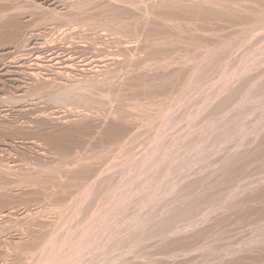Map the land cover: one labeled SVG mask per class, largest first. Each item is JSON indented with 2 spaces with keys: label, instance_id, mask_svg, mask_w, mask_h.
I'll use <instances>...</instances> for the list:
<instances>
[{
  "label": "rangeland",
  "instance_id": "obj_1",
  "mask_svg": "<svg viewBox=\"0 0 264 264\" xmlns=\"http://www.w3.org/2000/svg\"><path fill=\"white\" fill-rule=\"evenodd\" d=\"M124 1L0 0V264H264V0Z\"/></svg>",
  "mask_w": 264,
  "mask_h": 264
},
{
  "label": "bare ground",
  "instance_id": "obj_2",
  "mask_svg": "<svg viewBox=\"0 0 264 264\" xmlns=\"http://www.w3.org/2000/svg\"><path fill=\"white\" fill-rule=\"evenodd\" d=\"M123 1H124V0H123ZM160 1H162V0H160ZM179 1H180V0H179ZM182 1H183V0H182ZM182 1H181V2H182ZM188 1H191V0H188ZM193 1H194V0H193ZM219 1H222V0H219ZM239 1H240V0H239ZM124 2H125V1H124ZM137 2H138V1H137ZM200 2H201V1H200ZM212 2H213V1H212ZM222 2H224V1H222ZM118 3H119V2H118ZM160 3H161V2H160ZM160 3H159V4H160ZM205 3H207V2L205 1ZM157 4H158V3H157ZM163 4H164V3H163ZM184 4H185V3H184ZM77 5H78V4H77ZM142 5H143V4H142ZM144 5H145V4H144ZM234 5H235V4H234ZM186 6H187V5H186ZM235 6H236V5H235ZM84 7H85V6H84ZM138 7H139V6L137 5V8H138ZM164 7H165V6H164ZM185 8H186V7H185ZM137 10H138V9H137ZM145 10H146V9H145ZM226 10H227V7H226ZM147 11H148V10H147ZM221 11H222V10H221ZM258 11H259V10H258ZM150 12H151V11H150ZM150 12H149V13H150ZM261 12H262V11H261ZM180 13H181V11H180ZM197 13H198V12H197ZM197 13H196V14H197ZM80 14H81V13H80ZM145 14H146V13H145ZM173 14H174V13H173ZM151 15H152V14H150V16H151ZM98 16H99V15H98ZM150 16H149V17H150ZM85 18H86V17H85ZM135 18H137V17H135ZM147 19H148V18H147ZM161 19H162V18H161ZM134 20H135V19H134ZM141 20H142V19H141ZM155 20H156V19H155ZM259 20H260V19H259ZM93 21H94V20H93ZM109 21H112V20H109ZM137 21H139V19H137ZM115 22H116V21H115ZM171 22H172V21H171ZM250 22H251V21H250ZM253 22H254V21H253ZM263 22H264V21H263ZM110 23H111V22H110ZM133 23H135V22H133ZM139 23H140V22H138V25H140ZM167 23H168V22H167ZM97 24H98V23H97ZM100 24H101V22H100ZM112 24H114V23H112ZM116 24H117V23H116ZM116 24H115V25H116ZM135 24H136V23H135ZM260 24H262V23H260ZM260 24H259L258 26H260ZM71 25H72V24H71ZM94 25H95V24H94ZM105 25H107V24H105ZM110 25H111V24H110ZM115 25H114V26H115ZM118 25H119V24H118ZM121 25H123V24H121ZM121 25H120V26H121ZM124 25H126V24H124ZM255 25H256V24H255ZM85 26H86V25H85ZM97 26H98V25H97ZM100 26H101V25H99V28H100ZM107 26H109V25H107ZM133 26H134V24H133ZM163 26H164V25H163ZM166 26H167V25H166ZM239 26H240V25H239ZM247 26H248V25H247ZM263 26H264V25H263ZM49 27H50V26H49ZM109 27H110V26H109ZM109 27H108V28H109ZM123 27H124V26H123ZM136 27H137V26H136ZM139 27H140V26H139ZM260 27H262V26H260ZM87 28H88V27H87ZM95 28H98V27H95ZM106 28H107V27H106ZM116 28H118V27H116ZM126 28H127V27H126ZM126 28H125V30H127ZM168 28H169V27H168ZM240 28H241V27H240ZM90 29H91V28H90ZM111 29H112V28H111ZM113 29H114V28H113ZM118 29H119V28H118ZM121 29H122V28H121ZM133 29H134V28H133ZM133 29H132V33H134V32H133ZM140 29H141V28H140ZM244 29H245V28H244ZM248 29H250V28H248ZM103 30H105V29H103ZM108 30H109V29H108ZM108 30H107V31H108ZM114 30H117V29H114ZM119 30H120V29H119ZM123 30H124V28H123ZM123 30H120V31H123ZM136 30H137V28H136ZM179 30H180V29H179ZM182 30H183V29H182ZM253 30H254V29H253ZM258 30H259V29H258ZM76 31H77V30H76ZM127 31H128V30H127ZM134 31H135V30H134ZM255 31H256V30H255ZM261 31H262V30H261ZM261 31H260V32H261ZM104 32L106 33V31H104ZM112 32H113V31H112ZM125 32H126V31H125ZM125 32H124V34H125ZM129 32H131V31H129ZM137 32H138V31H137ZM137 32H136V33H137ZM182 32H183V31H182ZM248 32H249V31H248ZM107 33H108V32H107ZM114 33H116V32L114 31ZM118 33H119V32H118ZM242 33H243V31H242ZM55 34H56V33H55ZM119 34H120V33H119ZM119 34H118V35H119ZM139 34H140V30H139ZM181 34H182V33H181ZM243 34H244V33H243ZM252 34H253V33H252ZM110 35H111V34H110ZM125 35H126V34H125ZM127 35H128V34H127ZM179 35H180V34H179ZM116 36H117V34H116ZM119 36H120V35H119ZM128 36H129V35H128ZM128 36H127V37H128ZM132 36H134V35L132 34ZM136 36H137V34H136ZM114 37H115V36H114ZM251 37H252V35H251ZM122 38H123V37H122ZM129 38H130V37H128V39H129ZM228 38H229V37H228ZM228 38H227V39H228ZM242 38H243V37H242ZM260 38H261V37H260ZM260 38H259V39H260ZM123 39H124V38H123ZM227 39H226V40H227ZM119 40H120V39H119ZM126 40H127V39H126ZM223 40H224V39H223ZM250 40H251V39H250ZM157 41H158V40H157ZM159 41H160V40H159ZM174 41H175V40H174ZM243 41H244V40H243ZM44 42H45V41H44ZM89 42H90V41H89ZM126 42H127V41H126ZM47 43H48V41H47ZM154 43H155V42H154ZM226 43H227V42H226ZM48 44H50V43H48ZM83 44H84V43H83ZM222 44H223V43H222ZM45 45H46V44H45ZM45 45H44V46H45ZM165 45H166V44H165ZM236 45H237V44H236ZM52 46H53V45H52ZM63 46H64V45H63ZM197 46H198V45H197ZM200 46H201V44H200ZM200 46H199V47H200ZM223 46H224V45H223ZM234 46H235V45H234ZM263 46H264V45H263ZM91 47H92V45H91ZM93 47H95V46L93 45ZM178 47H179V46H178ZM57 48H59V47H57ZM156 48H157V47H156ZM197 48H198V47H197ZM202 48H203V47H202ZM205 48H207V47H205ZM40 49H41V48H40ZM49 49H50V48H49ZM66 49H67V48H66ZM90 49H91V48H90ZM115 49H116V48H115ZM139 49H140V48H139ZM160 49H161V48H160ZM186 49H187V48H186ZM200 49H201V48H200ZM203 49H204V48H203ZM88 50H89V49H88ZM211 50H212V49H211ZM262 50H263V49H262ZM41 51H42V50H41ZM205 51H206V49H205ZM209 51H210V49H209ZM209 51H206V53H208V54L211 53V52H209ZM255 51H256V50H255ZM89 52H90V51H89ZM94 52H95V51H94ZM94 52H93V53H94ZM97 52H98V51H97ZM171 52H172V51H171ZM242 52H243V51H242ZM245 52H246V51H245ZM252 52H253V51H252ZM46 53H47L46 55H41L40 53H35V54H33L34 57H31V58H33V59H32V62H34L33 65H34V64H35V66H36V65H40V64H39V59H40L42 56H45V58H46L48 61H50L51 63H53V62L56 63V64L59 65V67H61V68L69 67V66L71 65L70 60L67 59V58L69 57V55H66V54H65V55H60V54L58 53V51L56 52L55 50L50 51V52H46ZM99 53H100V52H99ZM118 53H119V52H118ZM141 53H142V52H141ZM190 53H191V52H190ZM230 53H231V52H230ZM263 53H264V52H263ZM20 54H21V53H20ZM20 54H19V55H20ZM24 54H25V53H24ZM86 54H87V53H86ZM86 54H85V55H86ZM88 54H89V53H88ZM94 54H95V53H94ZM100 54H101V53H100ZM110 54H111V53H110ZM139 54H140V53H139ZM193 54H194V53H193ZM211 54H212V53H211ZM231 54H232V53H231ZM21 55H22V54H21ZM77 55H78V54H77ZM218 55H219V54H218ZM242 55H243V54H242ZM74 56H75V55H74ZM165 56H166V55H165ZM209 56H210V55H209ZM236 56H237V55H236ZM90 57H91V56H90ZM94 57H95V56H94ZM98 57H99V56H98ZM100 57H101V56H100ZM100 57H99V58H100ZM114 57H115V56H114ZM153 57H154V56H153ZM202 57H203V56H202ZM212 57H213V56H212ZM12 58H13V57H12ZM12 58H11V59H12ZM14 58H15V57H14ZM24 58H25V56H24ZM73 58H74V57H73ZM82 58H83V57H82ZM92 58H93V57H92ZM170 58H171V57H170ZM210 58H211V57H210ZM241 58H242V57H241ZM26 59H27V58H26ZM42 59H43V58H42ZM85 59H86V58H85ZM89 59H90V58H89ZM95 59H96V58H95ZM95 59H94L93 61L96 62L97 60H95ZM102 59H104V58H102ZM102 59H101V60H102ZM106 59H107V58H106ZM106 59H105V60H106ZM30 60H31V59H30ZM101 60H100V61H101ZM105 60H104V61H105ZM167 60H169V59H167ZM196 60H198V59H196ZM200 60H201V58H200ZM200 60H199V62H200ZM23 61H24V60H23ZM25 61H26V60H25ZM74 61H75V60H74ZM79 61H80V60H79ZM146 61H147V60H146ZM151 61H152V60H151ZM172 61H173V60H172ZM209 61H210V60H209ZM244 61H245V60H244ZM30 62H31V61H30ZM32 62H31V63H32ZM88 62H89V61H86V60H85V62L83 61V63H88ZM95 62H94V64H95ZM102 62H103V61H102ZM121 62H122V61H121ZM131 62H132V61H131ZM211 62H212V61H211ZM228 62H229V61H228ZM242 62H243V61H242ZM19 63H20V62H19ZM31 63H30V64H31ZM42 63H43V62H42ZM76 63H79V62H76ZM83 63H82V65H84ZM89 63H90V62H89ZM99 63H100V62H99ZM103 63H104V62H103ZM191 63H192V62H191ZM43 64H44V63H43ZM47 64H48V63H47ZM73 64H74V63H73ZM91 64H92V63H91ZM94 64H93V65H94ZM107 64H108V61H107ZM179 64H180V63H179ZM188 64H189V63H188ZM197 64H198V63H197ZM197 64H196V65H197ZM223 64H224V63H223ZM31 65H32V64H31ZM33 65H32V66H33ZM41 65H42V64H41ZM60 65H61V66H60ZM98 65H99V64H98ZM104 65H105V64H104ZM156 65H157V64H156ZM160 65H161V64H160ZM182 65H183V63H182ZM200 65H202V63H201ZM224 65H225V64H224ZM239 65H240V64H239ZM261 65H263V64H261ZM29 66H30V65H29ZM29 66H28V67H29ZM79 66H80V65H79ZM79 66H78V68H79ZM90 66H91V65H90ZM90 66H89V67H90ZM106 66H107V65H106ZM146 66H147V65H146ZM30 67H31V66H30ZM33 67H34V66H33ZM39 67H40V66H39ZM73 67H74V66H73ZM73 67H72V68H73ZM89 67H87V68H89ZM94 67H95V66H94ZM99 67H100V66H99ZM101 67H102V66H101ZM155 67H156V66H155ZM172 67H173V66H172ZM70 68H71V67H70ZM70 68H69V69H70ZM108 68H109V67H108ZM141 68H142V67H141ZM165 68H167V67H165ZM204 68H205V67H204ZM233 68H234V67H233ZM73 69H74V68H73ZM102 69H104V68H102ZM105 69L107 70V68H105ZM105 69H104V70H105ZM112 69H113V67H112ZM112 69H111V70H112ZM139 69H140V68H139ZM139 69H138V70H139ZM150 69H151V68H150ZM156 69H157V68H156ZM158 69H159V68H158ZM163 69H164V68H163ZM189 69H190V68H189ZM210 69H211V68H210ZM79 70H80V69H79ZM86 70H87V69H86ZM90 70H91V69H90ZM93 70H95V68H94ZM96 70H97V69H96ZM120 70H121V69H120ZM148 70H149V69H148ZM211 70H212V69H211ZM33 71H34V70H32V71L30 70V73H31L32 75L34 74ZM60 71H61V70H60ZM60 71H59V72H60ZM63 71H65V70H63ZM101 71H102V70H101ZM121 71H122V70H121ZM167 71H168V70H167ZM193 71H195V70H193ZM79 72H80V71H79ZM91 72H92V71H91ZM115 72L117 73L118 71L115 70ZM122 72H123V71H122ZM126 72H127V71H126ZM188 72H189V71H188ZM81 73H82V72H81ZM86 73H87V72H86ZM88 73H89V72H88ZM99 73H100V72H99ZM99 73H97L96 76H98ZM67 74H68V73H67ZM100 74H101V73H100ZM117 74H118V73H117ZM194 74H195V73H194ZM201 74H202V73H201ZM228 74H229V73H228ZM91 75H92V74H91ZM103 75H105L104 72H103ZM120 75L122 76V73H121ZM189 75H190V74H189ZM263 75H264V74H263ZM263 75H262V76H263ZM92 76H93V75H92ZM92 76H90V77H92ZM101 76H102V75H101ZM101 76H100V77H101ZM106 76H107V75H106ZM111 76H113V75H111ZM194 76H195V75H194ZM262 76H261L260 78H262ZM58 77H59V76H58ZM78 77H79V76H78ZM93 77H94V76H93ZM104 77H105V76H104ZM118 77H119V75H118ZM203 77H204V75H203ZM227 77H228V76H227ZM106 78H107V77H106ZM112 78H113V77H112ZM112 78H111V79H112ZM116 78H117V77H116ZM199 78H200V77H199ZM223 78H224V77H223ZM230 78H231V77H230ZM101 79H103V77H102ZM111 79H108V80H111ZM114 79H115V78H114ZM169 79H170V78H169ZM189 79H190V78H189ZM194 79H195V78H194ZM217 79H218V78H217ZM250 79H251V78H250ZM72 80H73V79H72ZM82 80H83V79H82ZM92 80H94V79H92ZM95 80H97V79L95 78ZM120 80H123V79H120ZM147 80H148V79H147ZM163 80H164V79H163ZM198 80H201V79H198ZM218 80H219V79H218ZM59 81H60V80H59ZM75 81H76V80H75ZM78 81H79V80H78ZM100 81H101V80H100ZM100 81L97 80V82L101 83ZM105 81H107V80H105ZM123 81H124V80H123ZM186 81H187V80H186ZM188 81H190V80H188ZM193 81H194V80H193ZM205 81H207V80H205ZM226 81H228V80H226ZM84 82H85V81H84ZM84 82H82V83H84ZM90 82L93 83L92 81H90ZM97 82H96V83H97ZM111 82H112V81H111ZM53 83H54V82H53ZM71 83H72V82H71ZM76 83H77V82H76ZM104 83H105V82H104ZM108 83H109V82H108ZM117 83H118V82H117ZM161 83H162V82H161ZM164 83H165V82H164ZM187 83H188V82H187ZM230 83H231V82H230ZM72 84H73V83H72ZM80 84H81V83H80ZM80 84L78 83V84H77V87H78V85H80ZM84 84H85V83H84ZM105 84H106V83H105ZM105 84H104V85H105ZM121 84H122V83H121ZM189 84H190V83H189ZM189 84H187V85H189ZM206 84H207V83H206ZM222 84H223V83H222ZM231 84H232V83H231ZM252 84H253V83H252ZM69 85H70V84H69ZM86 85H87V82H86ZM94 85H95V84H94ZM94 85L92 84V86H94ZM104 85L102 84V86H104ZM109 85H110V84H109ZM182 85H183V84H182ZM185 85H186V84H185ZM262 85H263V84H262ZM64 86H65V85H64ZM90 86H91V85H90ZM99 86H100V85H99ZM102 86H100V88H101ZM112 86H113V85H112ZM199 86H200V85H199ZM205 86H206V85H205ZM224 86H225V84L223 85V88H224ZM249 86H250V85H249ZM58 87H59V85H58ZM58 87H57V89H58ZM67 87H68V86H67ZM72 87H73V86H72ZM82 87H83V86H82ZM85 87H86V86H85ZM87 87H89V85H88ZM95 87H96V86H95ZM95 87H93V88H95ZM109 87H110V86H109ZM109 87H108L107 89H109ZM113 87H114V86H113ZM115 87L117 88V86H115ZM118 87H120V86H118ZM189 87L191 88V85H190ZM201 87H202V86H201ZM203 87H204V86H203ZM254 87H255V86H254ZM254 87H253V88H254ZM60 88L62 89V87H60ZM70 88H71V87H70ZM70 88H69V89H70ZM73 88H74V87H73ZM79 88H80V87H79ZM91 88H92V87H91ZM93 88H92V89H93ZM96 88H98V87H96ZM100 88H99V89H100ZM103 88H104V87H103ZM111 88H112V87H111ZM116 88H115V89H116ZM185 88L187 89V86H186ZM185 88H184V89H185ZM246 88H247V87H246ZM263 88H264V87H263ZM67 89H68V88H67ZM67 89H66V90H67ZM88 89H89V88H88ZM88 89H87V90H88ZM147 89H148V87H147ZM200 89H201V88H200ZM206 89H207V88H206ZM221 89H222V88H221ZM224 89H225V88H224ZM62 90L65 91V89H62ZM73 90L76 91L75 88H74ZM81 90H82V92H86V89H84L85 91H83V89H81ZM97 90H98V89H97ZM97 90H96V91H97ZM101 90H102V89H101ZM117 90H118V89H117ZM187 90H188V89H187ZM203 90H205V89H203ZM222 90H223V89H222ZM240 90H242V89H240ZM53 91H54V90H53ZM68 91H70V90H68ZM75 91H74V92H75ZM94 91H95V90H94ZM102 91H103V90H102ZM120 91H121V90H120ZM201 91H202V90H201ZM223 91H224V90H223ZM71 92H73V91L71 90ZM78 92H80V91H78ZM88 92H89V91H88ZM91 92H92V91H91ZM109 92H110V91H109ZM111 92H112V90H111ZM113 92H115V91H113ZM117 92H119V91H117ZM148 92H149V91H148ZM193 92H195V91H193ZM196 92H197V91H196ZM203 92H204V91H203ZM203 92H202V93H203ZM214 92H215V91H214ZM241 92H242V91H241ZM251 92H252V91H251ZM53 93H54V92H53ZM53 93H52V94H53ZM58 93H59V97H60V92L58 91ZM62 93H63V92H62ZM62 93H61V96H63ZM68 93H69V92H68ZM89 93H90V92H89ZM93 93H94V92H93ZM95 93H96V92H95ZM98 93L100 94V91H99V90H98ZM106 93H108V91H107ZM115 93H116V92H115ZM119 93H120V92H119ZM123 93H124L123 95H125V92H123ZM212 93H213V91H212ZM220 93H221V91H220ZM222 93H223V92H222ZM54 94H55V93H54ZM54 94H53V96H54ZM56 94H57V93H56ZM80 94H81V93H79V95H80ZM86 94H87V92H86ZM96 94H97V93H96ZM109 94H110V93H109ZM208 94H209V93H208ZM223 94H224V93H223ZM225 94H226V93H225ZM57 95H58V94H57ZM57 95H56V96H57ZM67 95H68V94H67ZM67 95H66V96H67ZM69 95H70V94H69ZM69 95H68V96H69ZM79 95H78L77 92H76V95H73V96H79ZM94 95H95V94H94ZM100 95H102V92H101ZM204 95H205V94H204ZM204 95H203V96H204ZM212 95H213V94H212ZM236 95H237V94H236ZM70 96L72 97V99H74L72 95H70ZM70 96H69V97H70ZM80 96L83 97L82 94H81ZM91 96H92V95H91ZM91 96H90V98H91ZM97 96H98V95H97ZM102 96H105V95H102ZM102 96H100V97H102ZM107 96H108V94H107ZM115 96H117V95L115 94ZM118 96H119V95H118ZM141 96H142V95H141ZM161 96H162V95H161ZM210 96H211V94H209V97H210ZM226 96H227V95H226ZM84 97H85V94H84ZM88 97H89V96H88ZM109 97H110V96H109ZM109 97H106V98L109 99V102H110V100H111V103H113V102H112V99L109 98ZM111 97L114 99L113 95H112ZM119 97H120V96H119ZM119 97H118V98H119ZM121 97H122V95H121ZM125 97H126V96H125ZM242 97H243V96H242ZM245 97H246V95H245ZM49 98H50V97H49ZM62 98H63V97H62ZM75 98H76V97H75ZM90 98H89V100H87V99H86V100H87V101H90ZM93 98H95V97H93ZM98 98H99V97H98ZM123 98H124V97H123ZM136 98H137V97H136ZM156 98H157V97H156ZM162 98H163V97H162ZM216 98H217V97H216ZM248 98H249V97H248ZM252 98H253V97H252ZM54 99H55V98H54ZM54 99H53V100H54ZM63 99H64V98H63ZM68 99H70V98H68ZM124 99H125V98H124ZM124 99L122 100V102L124 101ZM180 99H181V98H180ZM231 99H232V96H231ZM236 99H237V98H236ZM240 99H241V98H240ZM250 99H251V98H250ZM250 99H249V100H250ZM61 100H62V99H61ZM64 100L67 101L66 99H64ZM64 100H63V101H64ZM80 100H82V99H80ZM98 100H100V99H98ZM104 100H105V99H104ZM104 100H103V101H104ZM116 100H117V99H116ZM119 100H121V99L119 98ZM54 101H55V100H54ZM58 101H59V100H58ZM63 101H62V102H63ZM65 101H64V102H65ZM78 101H79V100H78ZM101 101H102V100H101ZM235 101H236V100H235ZM253 101H254V100H253ZM59 102H60V101H59ZM69 102H70V100H69ZM69 102H68V103H69ZM74 102H75V101H74ZM84 102H85V98H84ZM84 102H83V103H84ZM109 102H108V103H109ZM117 102H118V100H117ZM120 102H121V101H120ZM151 102H152V101H151ZM240 102H241V101H240ZM246 102H247V101H246ZM251 102H252V101H251ZM55 103L57 104V102H55ZM60 103H61V102H60ZM91 103L93 104L92 101H91ZM98 103H99V101H98ZM106 103H107V102H106ZM106 103H104V105H105ZM123 103H124V102H123ZM133 103H134V102H133ZM141 103H142V102H141ZM71 104H72V103H71ZM74 104H75V103H74ZM77 104H78V103H77ZM80 104H81V103H80ZM87 104H88V103H87ZM95 104H96V103H95ZM101 104H102V102H101ZM148 104H149V103H148ZM156 104H157V103H156ZM162 104H163V103H162ZM193 104H194V103H193ZM200 104H201V103H200ZM205 104H206V103H205ZM236 104H237V103H236ZM236 104H235V105H236ZM249 104H250V103H249ZM251 104H252V103H251ZM254 104H255V102H254ZM58 105H59V104H58ZM66 105H67V104H66ZM88 105H89V104H88ZM104 105H103V106H104ZM109 105H110V104H109ZM119 105H120V104H119ZM122 105H123V104H122ZM238 105H239V104H238ZM241 105H242V103L240 104V106H241ZM244 105H245V104H244ZM76 106H77V105H76ZM76 106H75V107H76ZM78 106H79V104H78ZM80 106H81V105H80ZM80 106H79V107H80ZM84 106H85V103H84ZM94 106H95V105H94ZM94 106H93V107H94ZM103 106H102V107H103ZM105 106H106V105H105ZM152 106H153V105H152ZM256 106H257V105H256ZM88 107H91V105H89ZM88 107H87V108H88ZM98 107H100V105H98ZM102 107H101V108H102ZM106 107H107V106H106ZM146 107H147V106H146ZM161 107H162V106H161ZM241 107H242V106H241ZM244 107H245V106H244ZM65 108H66V107H65ZM83 108H84V107H83ZM87 108H86V109H87ZM112 108H113V107H112ZM115 108H116V107H115ZM129 108H130V107H129ZM132 108H133V107H132ZM152 108H153V107H152ZM62 109H63V108H62ZM72 109H73V108H72ZM77 109H78V108H77ZM90 109H91V108H90ZM95 109H96V108H95ZM95 109H94V110H95ZM99 109H100V108H99ZM193 109H194V108H193ZM205 109H206V108H205ZM257 109H258V108H257ZM257 109H256V110H257ZM261 109H262V108H261ZM73 110H74V109H73ZM104 110H105V112L107 111L106 109H104ZM118 110H119V109H118ZM120 110H121V109H120ZM168 110H171V109H167V111H168ZM174 110H175V109H174ZM203 110H204V109H203ZM226 110H227V109H226ZM57 111H58V110H57ZM62 111H63V110H62ZM165 111H166V110H165ZM196 111H197V110H196ZM198 111H199V110H198ZM223 111H224V110H223ZM261 111H262V110H261ZM70 112H71V111H70ZM74 112H75V111H74ZM74 112H71V113H74ZM78 112H79V111H78ZM82 112H83V111H82ZM117 112H118V111H117ZM120 112H121V111H120ZM123 112H124V111H122V113H123ZM127 112H128V111H127ZM160 112H162V111H160ZM62 113H63V112H62ZM80 113H81V112H80ZM87 113H88V112H87ZM93 113H96V112H93ZM93 113H92V114H93ZM101 113H102V111H101ZM115 113H116V112H115ZM162 113H163V112H162ZM215 113H216V112H215ZM241 113H242V112H241ZM78 114H79V113H78ZM88 114H89V113H88ZM88 114L86 115V117L88 116ZM96 114H97V113H96ZM108 114H109V113H108ZM166 114H167V113H166ZM169 114L171 115L170 111H169ZM238 114H239V113H238ZM89 115H91V114H89ZM157 115H159V114H157ZM161 115H162V114H161ZM164 115H165V114H164ZM170 115H169V116H170ZM174 115H175V114H174ZM137 116H138V115H137ZM211 116H212V115H211ZM248 116H249V115H248ZM159 117H160V115H159ZM197 117H198V116H197ZM110 118H111V117H110ZM121 118H122V117H121ZM130 118H131V117H130ZM164 118H165V117H164ZM175 118H176V117H175ZM211 118H212V117H211ZM160 119H162V116L160 117ZM160 119L158 118V120H160ZM168 119H170V118H167V119L165 118V121L167 120V122H168ZM207 119H208V118H207ZM189 120H190V119H189ZM227 120H228V119H227ZM139 121H140V120H139ZM153 121H154V120H153ZM162 121H164V120H162ZM212 121H213V118H212ZM125 122H126V121H125ZM189 122H190V121H189ZM209 122H210V121H209ZM155 123H157V121H155ZM158 123H159V121H158ZM213 123H214V122H213ZM153 124H154V123H153ZM161 124H162V123H161ZM164 124H165V122H164ZM168 124H170V123H168ZM150 125H152V124H150ZM193 125H194V124H193ZM193 125H192V126H193ZM216 125H217V124H216ZM159 126H161V125H159ZM167 126H168V125L166 124V127H167ZM171 126H172V125H171ZM184 126H185V125H184ZM162 127H163V126H162ZM166 127H165V129H166ZM239 127H240V126H239ZM163 128H164V127H163ZM169 128H170V125H169ZM142 129H143V128H142ZM160 129H161V128H160ZM167 129H168V128H167ZM182 129H183V128H182ZM182 129H181V130H182ZM189 129H190V128H189ZM254 129H255V128H254ZM160 131H161V130H160ZM162 131H163V130H162ZM162 131H161V135H162V133H163ZM183 131H184V130H183ZM253 131H254V130H253ZM140 132H141V131H140ZM140 132H139V133H140ZM158 132H159V130H158ZM165 132H166V131H165ZM165 132H164V133H165ZM256 132H257V131H256ZM131 133H132V132H131ZM133 133H134V132H133ZM146 133H147V132H146ZM189 133H190V132H189ZM159 134H160V133H159ZM159 134H158V135H159ZM255 134H257V133H255ZM134 135H135V134H134ZM140 135H141V134H140ZM201 135H202V134H201ZM223 135H224V134H223ZM257 135H258V134H257ZM150 136H151V135H150ZM159 136H160V135H159ZM185 136H186V135H185ZM144 137H145V136H144ZM151 137H152V136H151ZM169 137H170V136H169ZM180 137H181V136H180ZM247 137H248V136H247ZM257 137H258V136H257ZM145 138H146V137H145ZM156 138H157V137H156ZM191 138H192V137H191ZM210 138H211V137H210ZM260 138H261V137H260ZM148 139H149V138H148ZM150 139H151V138H150ZM157 139H158V138H157ZM162 139H163V138H162ZM162 139H160V140H162ZM188 139H189V138H188ZM199 139H200V138H199ZM220 139H221V137H220ZM232 139H233V137H232ZM170 140H171V139H170ZM182 140H183V139H182ZM233 140H234V139H233ZM173 141H174V140H173ZM200 141H201V140H200ZM227 141H228V140H227ZM238 141H239V140H238ZM120 142H121V141H120ZM122 142H123V141H122ZM128 142H129V141H128ZM146 142H147V141H146ZM160 142L162 143V141H160ZM124 143H125V142H124ZM156 143H157V141H156L154 144H156ZM182 143H184V142L181 141V144H182ZM189 143H190V142H189ZM192 143H193V142H192ZM192 143H190V144H192ZM198 143H200V142H198ZM201 143H202V142H201ZM261 143H262V142H261ZM118 144H119V143H118ZM146 144H147V143H146ZM158 144H159V143H158ZM174 144H175V143H174ZM236 144H237V143H236ZM121 145H122V144H121ZM123 145H124V144H123ZM152 145H153V144H152ZM152 145H151V146H152ZM156 145H157V144H156ZM186 145H187V144H186ZM186 145H185V146H186ZM192 145H193V144H192ZM145 146H146V145H145ZM185 146H184V147H185ZM196 146H197V145H196ZM198 146H199V145H198ZM201 146H202V145H201ZM122 147H124V146H122ZM148 147H149V146H148ZM155 147H156V146H155ZM157 147H159V146H157ZM194 147H195V146H194ZM207 147H208V146H207ZM107 148H108V147H107ZM119 148H120V147H119ZM139 148H140V147H139ZM152 148H154V147H152ZM152 148H151V149H152ZM165 148H166V147H165ZM165 148H164V149H165ZM188 148H189V147H188ZM197 148H198V147H197ZM197 148H195V149H197ZM147 149H148V148H147ZM164 149H163V150H164ZM193 149H194V148H193ZM195 149H194V150H195ZM202 149H203V148H202ZM217 149H218V148H217ZM109 150H110V149H109ZM137 150H138V149H137ZM171 150H173V149H171ZM178 150H179V149H178ZM184 150H186V149H184ZM209 150H210V149H209ZM99 151H100V150H99ZM123 151H124V150H123ZM139 151H140V150H139ZM146 151H147V150H146ZM150 151H151V150H150ZM160 151H161V150H160ZM160 151H159V152H160ZM164 151H165V150H164ZM181 151H183V150H181ZM191 151H192V150H191ZM204 151H205V150H204ZM207 151H208V150H207ZM236 151H237V150H236ZM177 152H178V151H177ZM194 152H195V151H194ZM194 152H192V153H194ZM202 152H203V151H202ZM108 153H109V152H108ZM125 153H126V152H125ZM163 153H166V152H163ZM169 153H170V152H168V154H169ZM225 153H226V152H225ZM142 154H143V153H142ZM171 154H172V152H171ZM180 154H181V153H180ZM186 154H187V153H186ZM195 154H196V153H195ZM200 154H201V153H200ZM82 155H83V154H82ZM174 155H175V153H174ZM187 155H188V154H187ZM189 155H190V154H189ZM224 155H225V154H224ZM129 156H130V155H129ZM143 156H145V154H144ZM151 156H152V155H151ZM167 156H168V155H167ZM171 156H172V155H171ZM171 156H170V157H171ZM176 156H177V155H176ZM176 156H174V157L176 158ZM178 156H179V154H178ZM183 156H184V155H183ZM225 156H226V155H225ZM63 157H64V156H63ZM137 157H138V156H137ZM141 157H142V156H141ZM148 157H149V156H148ZM160 157H161V155H160ZM164 157H165V156H164ZM180 157H181V156H180ZM79 158H80V157H79ZM143 158H144V157H143ZM146 158H147V157H146ZM149 158H151V157H149ZM153 158H154V157H153ZM166 158H169V157H166ZM178 158H179V157H178ZM206 158H207V157H206ZM5 159H6V158H5ZM65 159H66V158H65ZM82 159H83V158H82ZM169 159H170V158H169ZM183 159H184V158H183ZM94 160H95V159H94ZM139 160H140V159H139ZM139 160H138V161H139ZM147 160H149V159H147ZM154 160H155V159H154ZM172 160H173V159H172ZM172 160H171V161H172ZM177 160H178V159H177ZM187 160H188V158H187ZM12 161H13V160H12ZM62 161H63V160H62ZM136 161H137V159H136ZM201 161H202V160H201ZM2 162H3V161H2ZM141 162H142V161H141ZM152 162H153V161H152ZM169 162H170V161H169ZM186 162H187V161H186ZM5 163H6V162H5ZM77 163H78V162H77ZM139 163H140V162H139ZM145 163H146V162H145ZM147 163H148V161H147ZM183 163H184V162H183ZM16 164H17V163H16ZM143 164H144V163H143ZM148 164H149V163H148ZM4 165H5V164H4ZM109 165H110V164H109ZM144 165H145V164H144ZM2 166H3V164H2ZM2 166H1V167H2ZM7 166H9V165H6L5 167H7ZM104 166H105V165H104ZM130 166H131V164H130ZM142 166H143V165H142ZM166 166H167V165H166ZM222 166H223V165H222ZM10 167H11V164H10ZM10 167H7L6 169H8V168H10ZM71 167H72V166H71ZM125 167H126V166H125ZM131 167H133V166H131ZM131 167H130V168H131ZM2 168L4 169V166H3ZM46 168H47V167H46ZM51 168H52V167H51ZM218 168H219V167H218ZM10 169H12V168H10ZM15 169H17V168H15ZM37 169H38V168H37ZM57 169H58V168H57ZM124 169H125V168H124ZM146 169H147V168H146ZM215 169H216V168H215ZM219 169H220V168H219ZM225 169H226V168H225ZM233 169H234V168H233ZM0 170H1V169H0ZM4 170H5V169H4ZM8 170H9V169H8ZM8 170H7V171H8ZM135 170H136V169H135ZM141 170H143V168H142ZM161 170H162V168H161ZM161 170H160V171H161ZM196 170H197V169H196ZM11 171H14V170H11ZM125 171H126V170H125ZM127 171H128V170H127ZM129 171H130V170H129ZM132 171H133V169H132ZM136 171H138V169H137ZM146 171H148V170H146ZM146 171H145V172H146ZM164 171H165V170H164ZM199 171H200V170H199ZM223 171H224V170H223ZM66 172H68V171H66ZM78 172H79V171H78ZM134 172H135V171H134ZM139 172H140V171H139ZM139 172H138V173H139ZM157 172H158V171H157ZM207 172H208V171H207ZM0 173H1V172H0ZM68 173H69V172H68ZM120 173H121V172H120ZM125 173H127V172H125ZM142 173H143V172H142ZM155 173H156V172H155ZM216 173H217V172H216ZM3 174H4V173H3ZM5 174H6V173H5ZM5 174H4V175H5ZM11 174H12V173H11ZM13 174H14V173H13ZM51 174H52V171H51ZM64 174H65V173H64ZM122 174H123V173H122ZM132 174H133V173H132ZM134 174H135V173H134ZM134 174H133V175H134ZM149 174H150V173H149ZM1 175H2V173H1ZM7 175H8V174H7ZM28 175H29V174H28ZM58 175H59V174H58ZM61 175H62V174H61ZM102 175H103V174H102ZM127 175H128V174H127ZM127 175H126V176H127ZM133 175H132V176H133ZM140 175H141V173H140ZM140 175H139V176H140ZM195 175H196V174H195ZM49 176H50V175H49ZM109 176H110V175H109ZM139 176H138V177H139ZM146 176H148V175H146ZM146 176H145V177H146ZM160 176H161V175H160ZM51 177H52V175H51ZM58 177H59V176H58ZM114 177H115V176H114ZM145 177H144V178H145ZM48 178H49V177H48ZM112 178H113V177H112ZM121 178H122V177H121ZM121 178H120V179H121ZM129 178H130V177H129ZM133 178H136V177L134 176ZM140 178H141V176H140ZM140 178H139V179H140ZM148 178H149V177H148ZM29 179H30V178H29ZM63 179H64V178H63ZM123 179H124V178H123ZM123 179H122V180H123ZM145 179H146V178H145ZM157 179H158V178H157ZM161 179H162V178H161ZM163 179H164V178H163ZM60 180H61V179H60ZM125 180H126V179H125ZM132 180H133V179H132ZM234 180H235V179H234ZM242 180H243V179H242ZM36 181H37V180H35V183H36ZM119 181H121V180H119ZM138 181H140V180H138ZM141 181H142V180H141ZM71 182H72V181H71ZM99 182H100V181H99ZM109 182H110V181H109ZM122 182H123V181H122ZM128 182H129V180H128ZM136 182H137V181H136ZM136 182H135V183H136ZM143 182H144V181H143ZM145 182H146V181H145ZM5 183H6V182H5ZM37 183H38V181H37ZM37 183H36V184H37ZM59 183H60V182H59ZM123 183L125 184V181H124ZM130 183H131V181H130ZM146 183H148V182H146ZM146 183H145V184H146ZM150 183H151V182H150ZM104 184H105V183H104ZM126 184H127V182H126ZM128 184H129V183H128ZM212 184H213V181H212ZM70 185H71V184H70ZM140 185H141V184H139V186H138V184H137V185L135 184V186H136L135 188L137 189V186H138V188L140 189ZM143 185H144V184H143ZM143 185H142V187H144ZM1 186H2V185H1ZM5 186L7 187V184H6ZM58 187H59V186H58ZM117 187H118V186H117ZM124 187H126V186H124ZM124 187H123V188H124ZM129 187H130V186H129ZM208 187H209V186H208ZM215 187H216V186H215ZM1 188H2V187H1ZM42 188H43V187H42ZM70 188H71V187H70ZM120 188H121V187H120ZM149 188H150V187H149ZM241 188H242V187H241ZM2 189H3V188H2ZM53 189H54V188H53ZM68 189H69V188H68ZM144 189H145V188H144ZM151 189H152V188H151ZM164 189H165V188H164ZM164 189H163V190H164ZM217 189H218V188H217ZM244 189H245V188H244ZM3 190H4V189H3ZM90 190H91V189H90ZM121 190H122V189H121ZM130 190H131V189H130ZM132 190H133V187H132ZM153 190H154V189H153ZM168 190H169V189H168ZM168 190H167V191H168ZM196 190H197V189H196ZM232 190H233V189H232ZM97 191H98V190H97ZM126 191H127V190H126ZM184 191H185V190H184ZM44 192H45V191H44ZM122 192H123V191H122ZM135 192H136V191H135ZM139 192H140V190H139ZM144 192H145V191H144ZM160 192H161V191H160ZM223 192H224V191H223ZM129 193H130V192H129ZM132 193H133V192H132ZM188 193H189V192H188ZM74 194H75V193H74ZM115 194H116V193H115ZM126 194H127V193H126ZM130 194H131V193H130ZM137 194H138V193H137ZM141 194H142V192H141ZM141 194H140V195H141ZM143 194H144V193H143ZM160 194H161V193H160ZM124 195H125V193H124ZM140 195H139V196H140ZM241 195H242V194H241ZM94 196H95V194H94ZM129 196H130V195H129ZM129 196H128V197H129ZM134 196H135V195H134ZM145 196H146V195H145ZM156 196H157V195H156ZM166 196H167V195H166ZM181 196H182V195H181ZM210 196H211V195H210ZM84 197H85V196H84ZM101 197H102V196H101ZM120 197H122V196H120ZM130 197H131V196H130ZM130 197H129V198H130ZM212 197H214V196H212ZM226 197H227V196H226ZM118 198H119V197H118ZM187 198H188V197H187ZM216 198H217V197H216ZM216 198H215V199H216ZM91 199H92V198H91ZM140 199H141V198H140ZM159 199H160V198H159ZM181 199H182V198H181ZM224 199H225V197H224ZM231 199H232V198H231ZM103 200H104V199H103ZM117 200H118V199H117ZM120 200H121V199H120ZM146 200H147V199H146ZM151 200H152V199H151ZM187 200H189V199H187ZM75 201H76V200H75ZM110 201H111V200H110ZM140 201H141V200H140ZM176 201H177V200H176ZM183 201H184V200H183ZM216 201H217V200H216ZM93 202H95V201H93ZM97 202H98V201H97ZM103 202H104V201H103ZM111 202H112V201H111ZM115 202H116V200H115ZM120 202H121V201H120ZM151 202H153V201H151ZM179 202H181V201L179 200ZM230 202H231V201H230ZM113 203H114V202H113ZM116 203H117V202H116ZM118 203H119V202H118ZM46 204H47V203H46ZM71 204H72V202H71ZM82 204H83V203H82ZM90 204L92 205V202H91ZM149 204H150V203H149ZM158 204H159V203H158ZM176 204H177V203H176ZM66 205H67V204H66ZM100 205H102V203H101ZM103 205H104V204H103ZM113 205H114V204H113ZM113 205H112V206H113ZM95 206H96V205H95ZM131 206H132V205H131ZM184 206H185V205H184ZM200 206H201V205H200ZM55 207H56V206H55ZM88 207L90 208V205H89ZM102 207H103V206H102ZM105 207H106V206H105ZM196 207H197V206H196ZM44 208H45V207H44ZM71 208H72V207H71ZM85 208H86V207H85ZM89 208H88V209H89ZM91 208H92V207H91ZM91 208H90V209H91ZM94 208L96 209V207H94ZM94 208H93V209H94ZM109 208H110V207H109ZM154 208H155V207H154ZM57 209H58V208H57ZM95 209H94V210H95ZM150 209H151V208H150ZM184 209H185V208H184ZM191 209H192V208H191ZM53 210H54V209H53ZM66 210H68V209H65L64 212H65ZM97 210H98V208H97ZM100 210H101V209H100ZM187 210H188V209H187ZM211 210H212V209H211ZM220 210H221V208H220ZM58 211H59V210H58ZM60 211H61V210H60ZM78 211H79V210H78ZM88 211H89V210H88ZM106 211H107V210H106ZM109 211H110V210H109ZM66 212H67V211H66ZM68 212L70 213V211H68ZM72 212H73V211H72ZM74 212H75V211H74ZM89 212H90V211H89ZM89 212H88V215H89ZM96 212H97V211H96ZM96 212H95V213H96ZM98 212H99V211H98ZM153 212H154V211H153ZM176 212H177V211H176ZM179 212H180V211H179ZM69 213H68V214H69ZM79 213H80V212H79ZM102 213H103V212H102ZM102 213H100V214H102ZM107 213H108V212H107ZM180 213H181V212H180ZM64 214H65V213H64ZM90 214H91V213H90ZM150 214H151V213H150ZM27 215H28V214H27ZM47 215H48V214H47ZM65 215H66V214H65ZM69 215H70V214H69ZM78 215H79V214H78ZM86 215H87V214H86ZM92 215H93V214H92ZM97 215H99V214H97ZM106 215H107V214H106ZM153 215H154V214H153ZM191 215H192V214H191ZM63 216H64V215H63ZM63 216H61V217H63ZM90 216H91V215L87 216V218L89 219ZM93 216H94V215H93ZM103 216L105 217V215H103ZM109 216H110V215H109ZM135 216H136V215H135ZM40 217H41V216H40ZM67 217H68V215H67ZM70 217H71V216H70ZM70 217H69V218H70ZM80 217H81V216H80ZM91 217H92V216H91ZM95 217H96V216H95ZM95 217H94V218H95ZM139 217H140V216H139ZM198 217H199V216H198ZM65 218H66V217H65ZM78 218H79V217H78ZM83 218H84V214H83ZM83 218H82V219H83ZM87 218H86V221H87ZM92 218H93V217H92ZM96 218H97V217H96ZM101 218H102V217H101ZM106 218H107V217H106ZM150 218H151V217H150ZM27 219H28V218H27ZM29 219H30V218H29ZM61 219H62V218H61ZM84 219H85V218H84ZM84 219H83V220H84ZM136 219H137V218H136ZM147 219H148V217H147ZM62 220H63V219H62ZM65 220H67V219H65ZM68 220H69V219H68ZM83 220H82V224H83ZM98 220H99V219H97V221H98ZM139 220H140V219H139ZM59 221H60V220H59ZM59 221H57V222H58V223H61V222H62V221H61V222H59ZM101 221H103V220H101ZM140 221H141V220H140ZM154 221H155V220H154ZM198 221H199V220H198ZM52 222H53V221H52ZM66 222H67V221H66ZM74 222H75V220H74ZM87 222H88V221H87ZM90 222H91V221H90ZM93 222H95L94 219H93ZM149 222H150V221H149ZM192 222H193V220H192ZM23 223H24V222H23ZM63 223H64V222H63ZM68 223H69V222H68ZM71 223H73V222H71ZM77 223H78V220H77ZM77 223H75V224H77ZM79 223H81V222H79ZM134 223H135V222H134ZM147 223H148V222H147ZM151 223H152V222H151ZM182 223H183V222H182ZM82 224H81V225H82ZM84 224H85V223H84ZM88 224H90V223H88ZM100 224H101V223H100ZM193 224H194V222H193ZM49 225H50V224H49ZM54 225H55V224H54ZM58 225H59V224H58ZM58 225H57V227H58ZM68 225H69V224H68ZM70 225H71V224H70ZM79 225H80V224H79ZM98 225H99V224H98ZM191 225H192V224H191ZM30 226H32V225H30ZM64 226H65V225H64ZM66 226H67V225H66ZM72 226L74 227V225H72ZM89 226H90V225H89ZM152 226H153V225H152ZM43 227H44V226H43ZM57 227H56V229H57ZM60 227H61V226H60ZM60 227H59V228H60ZM62 227H63V226H62ZM76 227H78V224H77ZM76 227H74V230H76V229H75ZM94 227H95V226H94ZM190 227H191V226H190ZM59 228H58V229H59ZM67 228H68V227H67ZM80 228H81V226H80ZM80 228L78 227V229H80ZM82 228H84V227H82ZM85 228H86V227H85ZM91 228H93V227H91ZM126 228H127V227H126ZM54 229H55V227H54ZM56 229H55V230H56ZM58 229H57V230H58ZM60 229H61V228H60ZM62 229H63V228H62ZM65 229H66V228H65ZM72 229H73V228H72ZM96 229H97V228H96ZM96 229H95V230H96ZM99 229H100V228H99ZM185 229H186V228H185ZM260 229H261V228H260ZM63 230H64V229H63ZM63 230H62V232H63ZM70 230H71V229H70ZM74 230H73V231H74ZM87 230H88V229H87ZM138 230H139V229H138ZM42 231H43V230H42ZM50 231H51V230H49V233H50ZM53 231H54V230H53ZM53 231H52V232H53ZM80 231H81V230H80ZM84 231H85V230H84ZM134 231H135V230H134ZM150 231H151V230H150ZM40 232H41V231H40ZM55 232H56V231H55ZM59 232H60V231H59ZM66 232H67V230H66ZM70 232H71V231H70ZM76 232H77V230H76ZM98 232H99V231H98ZM98 232H96V233H98ZM260 232H261V231H260ZM60 233H61V232H60ZM68 233H69V232H68ZM72 233H73V232H72ZM74 233H75V232H74ZM91 233H92V231L90 230L89 234L91 235ZM137 233H138V232H137ZM180 233H181V232H180ZM63 234H64V233H63ZM77 234H79V233L77 232ZM77 234H76V235H77ZM81 234H84V233H81ZM81 234H80V235H81ZM87 234H88V233H87ZM144 234H145V233H144ZM45 235H46V234H45ZM48 235H50V234H48ZM58 235H59V233H58ZM64 235L66 236V234H64ZM68 235H69V234H68ZM68 235H67V236H68ZM73 235H74V234H73ZM127 235H128V234H127ZM257 235H258V234H257ZM39 236H40V235H39ZM41 236H42V235H41ZM52 236H53V235H52ZM84 236H85V235H84ZM93 236H94V235H93ZM143 236H144V235H143ZM149 236H150V235H149ZM159 236H160V234H159ZM50 237H51V236H50ZM55 237H56V236H55ZM55 237H54V238H55ZM78 237H80V236H78ZM78 237H77V238H78ZM87 237H88V236H87ZM45 238H46V236H45ZM47 238H48V237H47ZM66 238H67V237H66ZM70 238H71V236H70ZM73 238H74V236L72 237V241H73ZM77 238H76L75 240H77ZM88 238H89V237H88ZM88 238H87V239H88ZM127 238H128V237H127ZM127 238H125V239H127ZM130 238H131V236H130ZM144 238H145V237H144ZM252 238H253V237H252ZM41 239H42V238H41ZM59 239H60V237H59ZM67 239L69 240V238H67ZM80 239H81V238H80ZM120 239H121V238H120ZM123 239H124V237H123ZM42 240H43V239H42ZM44 240H46V239H44ZM51 240H52V238H51ZM55 240H56V238H55ZM61 240L63 241L62 237H61ZM64 240H65V238H64ZM85 240H86V239H85ZM85 240H84V241H85ZM117 240H118V239H117ZM127 240H129V239H127ZM130 240H131V239H130ZM134 240H135V239H134ZM146 240H147V239H146ZM261 240H262V239H261ZM261 240L259 239L260 242H261ZM58 241H60V240H57V243H58ZM69 241H70V240H69ZM69 241H68V242H69ZM77 241H79V240H77ZM120 241H121V240H120ZM137 241H138V240H137ZM66 242H67V241H65L64 243H66ZM73 242H74V241H73ZM86 242H87V241H86ZM86 242H84V243H86ZM118 242H119V240H118ZM122 242H124V241H122ZM125 242H126V241H125ZM39 243H40V242H39ZM41 243H42V241H41ZM46 243H47V242H46ZM78 243H79V242H78ZM81 243H82V242H81ZM102 243H103V242H102ZM115 243H116V242H115ZM138 243H139V242H138ZM140 243H141V242H140ZM244 243H245V242H244ZM263 243H264V242H263ZM36 244H37V242H36ZM36 244H34V245H36ZM49 244H51V243H49ZM52 244H53V243H52ZM61 244H62V243H61ZM76 244H77V243H76ZM76 244H75V245H76ZM113 244H114V243H113ZM113 244H112V245H113ZM160 244H161V243H160ZM251 244H252V242H251ZM37 245H38V244H37ZM63 245H64V244H63ZM66 245L68 246V244H66ZM81 245H82V244H81ZM86 245H87V244H86ZM107 245H108V244H107ZM124 245H125V244H124ZM126 245H127V243H126ZM38 246H39V245H38ZM38 246H37V248H38ZM40 246H41V245H40ZM52 246H53V245H52ZM69 246H72V245H69ZM69 246H68V247H69ZM76 246H77V245H76ZM108 246H109V245H108ZM114 246H115V245H114ZM116 246L119 247V245H117V244H116ZM116 246H115V247H116ZM136 246H137V245H136ZM244 246H245V245H244ZM33 247H34V246H32L31 248H33ZM43 247H45V246L43 245ZM50 247H51V245H50ZM64 247H65V246H63V248H64ZM101 247H102V246H101ZM104 247H105V246H104ZM106 247H107V246H106ZM117 247H116V248H117ZM120 247H121V246H120ZM16 248H17V247H16ZM37 248H36V249H37ZM61 248H62V247H61ZM71 248H73V247H71ZM102 248H103V247H102ZM107 248H108L107 251L105 250L106 252H108V250H109V247H107ZM112 248H113V247H112ZM171 248H172V247H171ZM213 248H214V247H213ZM238 248H239V247H238ZM242 248H243V247H242ZM244 248H245V247H244ZM34 249H35V247H34ZM39 249H42V248H39ZM48 249H49V248H48ZM52 249H53V248H52ZM79 249H80V248H79ZM84 249H85V248H84ZM98 249H99V247H98ZM103 249H104V248H103ZM18 250H19V249H18ZM73 250H74V249H73ZM119 250H120V248H119ZM212 250H213V249H212ZM215 250H216V249H215ZM12 251H13V250H12ZM32 251H33V249H32ZM36 251H37V250H36ZM49 251H50V249H49ZM55 251H56V250H55ZM64 251H65V250H64ZM70 251H72V250H70ZM81 251H82V249H81ZM85 251H86V250H85ZM101 251H102V249H101ZM101 251H100V252H101ZM103 251H104V250H103ZM105 251H104V252H105ZM236 251H237V250H236ZM238 251H239V250H238ZM18 252H19V251H18ZM38 252H39V251H38ZM74 252H75V251H74ZM97 252H99V251L97 250ZM117 252H118V251H117ZM123 252H124V251H123ZM147 252H148V251H147ZM232 252H233V251H232ZM232 252H231V253H232ZM45 253H46V251H45ZM51 253H52V252H51ZM51 253H47V254L49 255V254H51ZM54 253H55V252H53V254H54ZM58 253H59V252H58ZM61 253H63V252H61ZM61 253H59L60 256H61ZM65 253H66V252H65ZM72 253H73V252H72ZM83 253H85V252H83ZM101 253H102V252H101ZM214 253H215V252H214ZM34 254H35V253H34ZM37 254H42V253H37ZM37 254H36V255H37ZM66 254H67V253H66ZM69 254H70V253H69ZM113 254H114V253H113ZM119 254H120V253H119ZM123 254H124V253H123ZM123 254H122V255H123ZM36 255H35V257H34L35 259H36ZM74 255H76V254H74ZM83 255H84V254H83ZM52 256H53V255H52ZM54 256H55V254H54ZM57 256H58V254H57ZM57 256H56V257H57ZM63 256H64V255H63ZM66 256H67V255H66ZM94 256H95V255H94ZM98 256H99V255H98ZM114 256H115V255H114ZM37 257H38V256H37ZM41 257L43 258L42 255H41ZM71 257H72V256H71ZM81 257H82V256H81ZM107 257H108V256H107ZM49 258H50V257H49ZM53 258H54V257H53ZM69 258H70V257H69ZM114 258H115V257H114ZM123 258H124V257H123ZM132 258H134V257H132ZM39 259H40V258H39ZM51 259H52V257H51ZM56 259H58V258H56ZM60 259H61V258H60ZM66 259H67V258H66ZM72 259H73V258H72ZM72 259H71V260H72ZM85 259H86V258H85ZM101 259H102V258H101ZM107 259H108V258H107ZM36 260H37V259H36ZM36 260H35V261H36ZM40 260H41V259H40ZM48 260H49V259H48ZM61 260H62V259H61ZM109 260H110V259H109ZM134 260H135V259H134ZM143 260H144V259H143ZM147 260H148V259H147ZM35 261H34V263H35ZM42 261H43V260H42ZM45 261H46V260H45ZM50 261H51V260H50ZM58 261H59V259H58ZM62 261H63V260H62ZM91 261H92V260H91ZM39 262H40V261H39ZM46 262H47V261H46ZM56 262H57V261H56ZM64 262H65V261H64ZM34 263H33V264H34ZM44 263H45V262H44ZM53 263H54V262H53ZM126 263H127V262H126ZM40 264H41V263H40ZM42 264H43V262H42ZM61 264H62V263H61ZM66 264H67V263H66ZM92 264H93V263H92ZM97 264H99V263H97Z\"/></svg>",
  "mask_w": 264,
  "mask_h": 264
}]
</instances>
